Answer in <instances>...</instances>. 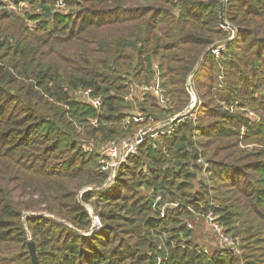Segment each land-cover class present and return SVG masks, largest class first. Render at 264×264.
Wrapping results in <instances>:
<instances>
[{"label":"trees","instance_id":"obj_1","mask_svg":"<svg viewBox=\"0 0 264 264\" xmlns=\"http://www.w3.org/2000/svg\"><path fill=\"white\" fill-rule=\"evenodd\" d=\"M64 1L0 0V264L30 239L39 264H264V0ZM195 69L196 107L105 186L103 148L188 107ZM157 73L166 107L126 99ZM210 213L237 250L194 242Z\"/></svg>","mask_w":264,"mask_h":264},{"label":"built area","instance_id":"obj_2","mask_svg":"<svg viewBox=\"0 0 264 264\" xmlns=\"http://www.w3.org/2000/svg\"><path fill=\"white\" fill-rule=\"evenodd\" d=\"M22 5H24V3H22ZM8 7L9 9L15 11H21L22 9V6H14L12 4H9ZM57 8L59 10L66 9L65 1L57 0ZM234 35H235V31H233L232 37H234ZM208 49H211V52L216 56H218L220 54L221 48L219 46L212 45ZM191 76L192 75H189L188 77V83H191ZM146 92H151L153 95L158 97L159 103L165 107L169 103V98L166 95V89L163 88L162 86L159 73L156 74L155 79L149 85L146 84L131 85L129 94L126 96V99L135 100L137 96H141ZM91 93H92L91 89L85 92L87 100L96 108L102 107L103 99L101 97L93 98L91 97ZM178 115L179 113L171 117L168 121L160 122L154 127L148 126L141 128L134 136L111 141L107 146H105L103 148L102 158H101V169L103 171L109 172V177L105 186L113 185L114 177L117 169L121 167L124 163H126L129 158L137 154L140 146L146 141L148 137H157L159 135H165L171 133L174 130V124L183 120L186 117L184 116L174 122V119ZM251 115L253 114L251 113ZM132 120L136 123H140L147 120V117L136 114L132 117ZM93 123H95V121H93ZM89 211L93 216V227L89 232L84 233L86 235H90L93 232H98L100 229L103 228V224L101 220L97 215L94 214L91 207ZM213 215H214L213 213H210L208 215V217H210L212 221H214ZM216 222L213 224L215 228L214 230L220 237L222 243L236 250L237 248L236 241L232 239L230 236L226 235L223 231L222 226L218 222L217 223Z\"/></svg>","mask_w":264,"mask_h":264},{"label":"rangeland","instance_id":"obj_3","mask_svg":"<svg viewBox=\"0 0 264 264\" xmlns=\"http://www.w3.org/2000/svg\"><path fill=\"white\" fill-rule=\"evenodd\" d=\"M200 61L199 64L200 65ZM196 70V69H195ZM194 70V71H195ZM194 71L190 74L193 77ZM253 117V115H251ZM90 210V207L87 206ZM214 221L210 219V217H198L195 219L194 223L192 222V227L194 228V242L197 243L200 247L208 249L210 251H214L215 249L224 248V245L214 230V223L217 221L216 216H214ZM218 222V221H217ZM216 222V223H217ZM222 226V225H221ZM238 249V246L236 250Z\"/></svg>","mask_w":264,"mask_h":264},{"label":"water","instance_id":"obj_4","mask_svg":"<svg viewBox=\"0 0 264 264\" xmlns=\"http://www.w3.org/2000/svg\"><path fill=\"white\" fill-rule=\"evenodd\" d=\"M223 6H224V2L221 3V20L222 22L226 25L224 19H223ZM202 58L200 59V62H201ZM196 71V70H195ZM194 71V72H195ZM187 89L189 91V93L191 94V102L190 104L188 105V107H186L183 111H181L179 113V115L174 119V122L177 121L178 119L184 117V116H187V114L196 107V105L198 104V97L193 89V86L191 83H188L187 84ZM121 167H119L116 171V174H115V177H114V181L116 180L118 174H119V170H120ZM81 200V195H80V198ZM28 248H29V253H30V256H31V259H32V262L33 264H39V258H38V252H37V246H36V243L33 241V240H29V243H28Z\"/></svg>","mask_w":264,"mask_h":264}]
</instances>
